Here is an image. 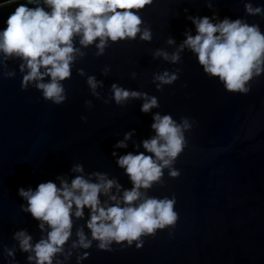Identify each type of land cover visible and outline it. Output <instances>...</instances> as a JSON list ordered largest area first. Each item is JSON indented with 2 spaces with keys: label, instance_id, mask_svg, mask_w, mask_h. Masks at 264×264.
Segmentation results:
<instances>
[{
  "label": "water",
  "instance_id": "water-1",
  "mask_svg": "<svg viewBox=\"0 0 264 264\" xmlns=\"http://www.w3.org/2000/svg\"><path fill=\"white\" fill-rule=\"evenodd\" d=\"M208 2L153 0L140 12L143 27L151 29V41L141 40L139 34L135 40L109 41L103 55H96V42L84 47L77 38L75 46L84 55L76 57L71 79L63 81L68 98L60 105L45 100L34 86L22 90L21 61H4L0 56V264H6L4 245H15L18 264H28L27 254L12 239L14 231L27 229L33 242L46 235L30 214L21 211L20 186L34 188L49 179L59 185L57 176L71 182L79 175L72 166L83 163L85 174L107 173L130 189L129 177L111 155L113 146L135 129L128 147L116 151L121 155L145 151L141 142L155 134L151 124L156 112L170 113L177 122L186 117L191 124L185 131L186 147L172 165L179 176H170L165 168L161 181L144 190L149 196L175 197L178 220L155 236L143 237L140 249L114 245L109 252L98 250L94 241L82 264H264V75L249 82V93H232L218 78L203 73L188 48L179 51L178 62L155 55L158 50L177 52L186 31L196 34L189 15L242 18L264 31V16L249 15L244 8L246 2L255 6L264 0H211V9ZM14 8L0 9V27ZM170 38L175 43L169 44ZM79 69L85 74L80 75ZM165 71L178 73L179 79L158 90L161 82L154 77ZM6 72L15 75L6 77ZM89 75L103 81L97 88L99 96L87 84ZM113 83L158 97L160 107L145 114L140 111L142 99L117 105ZM87 214L85 208L84 218H74L65 252L78 240L77 229L83 227L90 237ZM83 251L71 249L65 264H77Z\"/></svg>",
  "mask_w": 264,
  "mask_h": 264
},
{
  "label": "clouds",
  "instance_id": "clouds-1",
  "mask_svg": "<svg viewBox=\"0 0 264 264\" xmlns=\"http://www.w3.org/2000/svg\"><path fill=\"white\" fill-rule=\"evenodd\" d=\"M151 4L153 0H0V9L15 5L0 27V56L4 61L10 58L21 61L22 90L34 86L45 100L63 104L68 98L63 81L71 79L76 57L84 55L75 46L76 39L79 38V44L84 47L96 42L98 56L104 54L109 41L135 40L138 34L141 40L151 41V29L143 27L140 15L141 10ZM206 6L213 7L211 0ZM244 8L249 15L264 16V4L254 6L246 2ZM186 18L195 25L196 34L186 31L177 52L169 55L158 50L155 55L178 62L179 51L188 48L195 54L203 73L218 78L226 91L249 93V82L264 75V31L260 25L249 24L242 18L220 20L216 13L212 17L189 15ZM168 43L175 41L170 38ZM107 71L105 69L103 74ZM78 72L85 74L83 69ZM14 75L15 72L5 73L6 77ZM154 79L161 82L157 85L159 90L163 84H173L179 75L165 71ZM87 84L92 94L99 96L97 88L103 87V81L89 75ZM111 91L117 105L127 104L130 99H142L140 111L145 114L160 107L159 98L146 92L126 89L117 83L111 85ZM85 103L91 106V101ZM81 119L87 121L86 116ZM152 120L151 129L155 134L141 142L145 151L122 155L116 151L128 147L127 141L135 134V129L125 132L124 138L113 146L111 155L129 177L130 189H124L107 173L85 174L83 163L72 166L71 171L79 175L71 182L57 176L59 185L49 179L34 188L20 186L17 189L23 201L21 211L30 214L42 233L46 232L36 242L27 229L13 232L12 239L17 242L19 251L27 254L28 264H65L72 255L71 249L76 248L85 250L76 257L77 264H82L90 256L87 250L94 241L98 250L109 252L114 250V245L121 248L135 245L140 249L144 245L143 237L155 236L157 230L176 224L175 197L149 196L144 190L161 181L165 168H169L170 176H179V170L172 165L186 147L185 131L191 124L186 117L177 122L170 113H153ZM102 196L105 198L101 199ZM85 208L88 209L86 227L90 237L83 227L77 229L78 240L72 241L71 249L65 252L64 246L73 234L74 218H84ZM16 252L15 245L3 246L6 264H18Z\"/></svg>",
  "mask_w": 264,
  "mask_h": 264
}]
</instances>
